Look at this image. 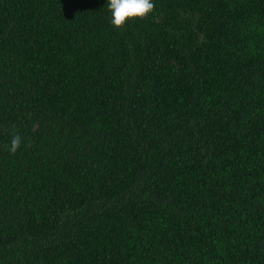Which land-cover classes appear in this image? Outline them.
<instances>
[{
	"label": "trees",
	"instance_id": "obj_1",
	"mask_svg": "<svg viewBox=\"0 0 264 264\" xmlns=\"http://www.w3.org/2000/svg\"><path fill=\"white\" fill-rule=\"evenodd\" d=\"M153 3L0 0V264H264V0Z\"/></svg>",
	"mask_w": 264,
	"mask_h": 264
},
{
	"label": "clouds",
	"instance_id": "obj_2",
	"mask_svg": "<svg viewBox=\"0 0 264 264\" xmlns=\"http://www.w3.org/2000/svg\"><path fill=\"white\" fill-rule=\"evenodd\" d=\"M106 7L110 12V24L117 30L132 21L147 18L154 10L153 0H107ZM22 138L13 134L9 151L15 154L20 148Z\"/></svg>",
	"mask_w": 264,
	"mask_h": 264
}]
</instances>
